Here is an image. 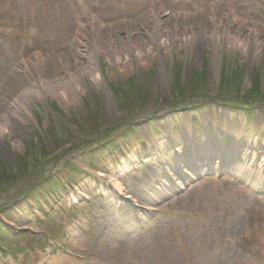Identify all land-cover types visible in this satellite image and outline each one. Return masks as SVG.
<instances>
[{
    "label": "rangeland",
    "instance_id": "obj_1",
    "mask_svg": "<svg viewBox=\"0 0 264 264\" xmlns=\"http://www.w3.org/2000/svg\"><path fill=\"white\" fill-rule=\"evenodd\" d=\"M253 29H264V0H0V113L14 135L0 137V264H264V47ZM223 119L221 144L260 149L253 174L240 154L194 170L186 149L200 140L143 155L149 142L163 150L167 132L199 138L207 121L219 136ZM180 155L185 170L162 165L179 170ZM100 170L117 172L131 207ZM202 192L211 204L234 194L233 214L207 218ZM198 242L210 246L202 261Z\"/></svg>",
    "mask_w": 264,
    "mask_h": 264
},
{
    "label": "bare ground",
    "instance_id": "obj_2",
    "mask_svg": "<svg viewBox=\"0 0 264 264\" xmlns=\"http://www.w3.org/2000/svg\"><path fill=\"white\" fill-rule=\"evenodd\" d=\"M92 1V0H91ZM164 15V14H163ZM162 15V11H161V7L155 3L152 4V10L151 13L148 15V20L150 22L151 25H153V30L156 31V29H160L164 24L162 23V20L160 19V17L163 16ZM95 21H90L88 23L89 27V31L90 33H96L97 30H95L93 27H95ZM255 34L254 36H256V38L253 40L254 45H256L258 48L264 47V43H261L260 37L264 36V29L263 31L259 30V29H253L252 30ZM217 38L215 39L216 41V46H218V44L220 43V37H223L222 34H217L216 36ZM171 38V37H169ZM236 42V41H235ZM216 61V58H215ZM218 61V59H217ZM35 68L39 69V63L36 61L35 62ZM99 71L96 69L95 73L93 75V80L96 82H100V80H102V76L99 75L98 73ZM0 137H13V131L11 130V122L8 119H5V115L6 113H4L2 115V113H0ZM8 116V114H7ZM209 121H207V123H205V125L201 126V133H200V137L197 138L195 137L192 133H190V131L188 130V128H186V134H183V136L177 137L176 139L172 138V136H170L168 134V132L166 133L165 137H163V142H164V149L160 150L154 143L149 142L147 150L143 151V155H168L169 151L173 148V146L178 145H182V146H186L187 144H190L191 142H194L193 140H200L202 143V148L200 150V148H198L196 146V144H192L191 147L188 146L187 150V154L190 155V157L192 158V160H196L197 162L193 161L196 164H193L192 167L194 168V170H197L198 172L203 171L207 168H217L218 163L217 161L222 160L223 164L225 162H229L232 160V158L236 157V154H240L243 158V164L240 167V172H242L243 174H253V171L251 167H253L254 165H256V155L259 154L260 149L258 147H256L255 145L252 144H246L245 141L243 140H234V141H229L228 139L223 138V141L225 142V144H221V142L219 141L221 137H227L230 135L231 130L229 129L231 126L229 125L228 121L223 119L221 121V124L219 126V133H217L219 136H212V133H214L213 130V126L209 125ZM20 142L16 141V147L20 148ZM230 150L231 153H226L224 154V152H228ZM218 151V152H217ZM223 153V154H222ZM223 156V158L221 159V156ZM219 156V159H218ZM164 159V160H163ZM162 159V165L163 166H170L171 167V171L173 173H177V171L181 172L184 169V167H182V164H185L182 155L177 157V162L180 163V168L179 170L174 168L170 163L165 162L166 158ZM229 160V161H228ZM174 170V171H173ZM97 175L99 177V179L104 183V186L106 187L104 190L109 194L112 195L113 197H115L118 201H120L121 203H127L128 205H126L127 207H131V204L129 202H133V198L132 196L129 194L128 189L124 183V181L117 175V172H113L111 170H100L97 172ZM169 179L170 180H174V177L171 174H168ZM184 186V184L181 183H177L176 188L175 189H179L180 187ZM204 195V192L201 193V196ZM218 196V195H217ZM75 197V195L73 196ZM227 198H225V200H220V204H211V200L215 198L214 196H208V194L204 195V198L208 200L207 203V207L204 208V214L206 213L207 218L211 219V213H214L216 216H221L226 214L228 217L231 216L233 213L230 212L234 207V205H236L234 203V197L235 195L232 194L231 197L226 196ZM211 198V199H210ZM127 201V202H126ZM205 203L202 202L201 200L198 201V203L195 204V207L199 206L200 204ZM134 208H136L135 205H133ZM152 208V207H150ZM151 211L153 210H149V213H145L146 216H149V214L151 215ZM212 211V212H211ZM143 212V211H142ZM232 213V214H231ZM140 215V214H138ZM142 216V213H141ZM206 218V217H205ZM209 221V220H208ZM263 241H264V236H263ZM217 245L220 244V241H216ZM200 245L198 247L199 250H197V256L198 259L200 261H202L207 255H208V249L210 246H206L203 242H198ZM264 243V242H263ZM133 260V259H131ZM198 260V263H201ZM134 261V260H133ZM74 260H66L61 259V260H57V258L53 259L52 262L50 264H75ZM44 264V263H43ZM197 264V261H196Z\"/></svg>",
    "mask_w": 264,
    "mask_h": 264
}]
</instances>
